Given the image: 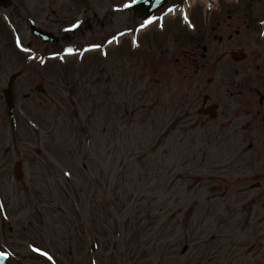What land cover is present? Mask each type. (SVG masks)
I'll list each match as a JSON object with an SVG mask.
<instances>
[{
	"label": "rangeland",
	"instance_id": "obj_1",
	"mask_svg": "<svg viewBox=\"0 0 264 264\" xmlns=\"http://www.w3.org/2000/svg\"><path fill=\"white\" fill-rule=\"evenodd\" d=\"M18 1L3 12L16 25L0 17V76L6 87L11 73L24 70L17 86L31 96L21 93V114L30 116V145L40 147L42 156L31 151L37 158L28 167L33 177V183L27 182L29 194L13 178L4 186L16 226L6 246L13 254L10 264H239L234 240L218 239L223 236L219 202L205 199L210 132L179 121L181 114L193 111L190 102L198 91L191 61L182 73L179 66L186 64V51L202 52L192 36L197 28L205 32L202 9L193 11L195 33L181 18L162 29L153 26L144 36L147 52L140 54L125 41L121 47H102L119 36L123 24L133 25L132 11L78 5L76 19L83 26L70 39L60 36L61 42H55L59 56L34 57L29 65L11 50V29L18 26L25 42L44 50L26 27L24 14L41 25L50 10L44 0H36L32 8ZM71 10H58L50 21L65 19ZM93 44L101 47L87 49ZM69 47L78 51L68 54ZM182 80L185 92L174 86ZM200 81L205 83V77ZM38 83L45 94L30 91ZM154 86L161 92V106L153 107ZM158 113L163 116L157 123ZM30 134L24 138L30 140ZM234 221L240 226L245 218L235 216L229 225ZM250 225L261 228L258 236L264 233L263 218L252 219ZM29 243L49 252L53 261L30 251Z\"/></svg>",
	"mask_w": 264,
	"mask_h": 264
},
{
	"label": "flooded vegetation",
	"instance_id": "obj_2",
	"mask_svg": "<svg viewBox=\"0 0 264 264\" xmlns=\"http://www.w3.org/2000/svg\"><path fill=\"white\" fill-rule=\"evenodd\" d=\"M51 1L49 4L56 8L60 4L66 7L69 5L72 9L76 4L75 0ZM28 2L29 0L26 1ZM176 2L178 0H171L164 9ZM13 4L14 0H7L1 5ZM263 21L264 2L260 0L221 1L211 7L207 5L205 54L202 55V60L192 58V62L196 64V72L205 74V109L216 117L222 132L237 138L238 159L233 163L226 161L225 153L218 157L226 169H221V173L232 174L230 178L225 175L217 178L218 186L223 190V200H230L234 207L246 200L250 204L249 215H253L251 205L256 203L264 212ZM247 71L250 75L242 80L241 74ZM205 116L209 117L207 114ZM1 165L0 160V169ZM226 208L227 205L222 212ZM227 212L234 214L237 210ZM246 229L247 227L242 230ZM253 234L252 230L248 236ZM262 251L263 248L258 249L256 244H251L246 251L240 253L237 261L239 264H259L264 262V257L259 258Z\"/></svg>",
	"mask_w": 264,
	"mask_h": 264
},
{
	"label": "snow or ice",
	"instance_id": "obj_3",
	"mask_svg": "<svg viewBox=\"0 0 264 264\" xmlns=\"http://www.w3.org/2000/svg\"><path fill=\"white\" fill-rule=\"evenodd\" d=\"M139 2H140V0H127V2H126L125 4H123L122 6H121V5H117V6H116V10H117V11H120V10H122V9L130 8V7H132L134 4H137V3H139ZM156 2H157V4H160V3L163 2V0H156ZM209 7H211V5H209ZM168 11H169V12L176 11L175 6L170 7V8L168 9ZM184 17H185V19L188 18L186 12L184 13ZM155 20H163V17H162V16H161V17H155V16H153V17H151L150 19L147 20V23H146V24H142L140 27H141V28H144V27L147 26V24H151V23H152L153 21H155ZM81 24H82V21L77 20L75 23H73V24L70 25L69 30H73V29L79 28ZM161 27H163V24H161ZM129 31H131V30H129ZM124 34H125V33H123V32L120 33L121 36L124 35ZM116 39H117L116 37H113V40H116ZM109 43H112V40H110ZM135 43H137V45H138V41H135ZM99 47H101V45H95V44H93V45L90 46V48H99ZM65 51H66L68 54H73V53H76L78 50L75 49V48H71V47H69V48H66ZM56 55H59V54L57 53ZM60 58L63 59V57H60ZM69 175H70V173H69ZM32 250L35 251L36 253H39V254H41L42 256L46 257L49 261H53V257H52V255H50L49 252L44 251V250H42L41 248L36 247L35 245H32ZM12 255H13V254L10 253V252H3V251H0V257H11Z\"/></svg>",
	"mask_w": 264,
	"mask_h": 264
},
{
	"label": "water",
	"instance_id": "obj_4",
	"mask_svg": "<svg viewBox=\"0 0 264 264\" xmlns=\"http://www.w3.org/2000/svg\"><path fill=\"white\" fill-rule=\"evenodd\" d=\"M150 10H151V9H150ZM147 12H149V10H148Z\"/></svg>",
	"mask_w": 264,
	"mask_h": 264
}]
</instances>
